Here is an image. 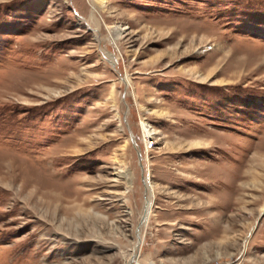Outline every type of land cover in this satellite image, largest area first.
Wrapping results in <instances>:
<instances>
[{"label": "rangeland", "instance_id": "obj_1", "mask_svg": "<svg viewBox=\"0 0 264 264\" xmlns=\"http://www.w3.org/2000/svg\"><path fill=\"white\" fill-rule=\"evenodd\" d=\"M102 1L0 0V264H264V0Z\"/></svg>", "mask_w": 264, "mask_h": 264}, {"label": "bare ground", "instance_id": "obj_2", "mask_svg": "<svg viewBox=\"0 0 264 264\" xmlns=\"http://www.w3.org/2000/svg\"><path fill=\"white\" fill-rule=\"evenodd\" d=\"M91 8H92V13H94L95 11H97V8L98 7H101L103 5V1L102 0H91ZM91 17H93V14L91 15ZM127 27H122V26H112V27H108V31H109V35H110V40L116 45L120 36L122 35V33H124L125 29ZM126 80L128 81V77H126ZM129 82V81H128ZM143 129H144V132L145 134V139H149L150 136L152 135L153 132V129H151V127L147 124H143ZM120 169L116 170L114 175L115 177H123L127 179V176H129V173L128 172H123L124 171V168L123 167H119ZM131 177V176H130ZM148 185H149V189H151V191L153 190V186L151 185V182H148ZM151 204H152V201L150 200L149 202L146 203L145 205V208H144V213H143V219H142V223H144L145 221H147V217H148V214L150 213L151 211ZM139 231L140 229L138 228L137 229V243H136V246H135V249L136 247L138 246L139 242H140V236H139ZM135 254L133 255L132 258H134ZM137 256V254H136ZM132 262V260H131Z\"/></svg>", "mask_w": 264, "mask_h": 264}]
</instances>
